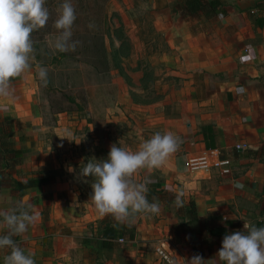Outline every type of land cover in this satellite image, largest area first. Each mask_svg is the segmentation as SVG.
<instances>
[{
	"label": "crops",
	"instance_id": "1",
	"mask_svg": "<svg viewBox=\"0 0 264 264\" xmlns=\"http://www.w3.org/2000/svg\"><path fill=\"white\" fill-rule=\"evenodd\" d=\"M173 1L151 0V9L141 16L131 11L133 0L106 2L96 18L103 23L108 71L84 94L88 116L96 98L102 100L104 131L109 123H129L133 138L124 148L135 151L157 132L179 137L178 150L164 166L141 170L134 179L148 181L149 191L180 196L184 207L193 203L201 225L159 202L157 215L139 214L131 223L113 219L117 230L129 224L134 238L103 248L98 234L106 215L97 213L92 189L81 188L68 156L77 123L65 114H55V124L43 123L30 59V69L11 81L12 99L0 98V119L12 121L10 136L23 151L11 177L48 180L22 190L0 187V211L27 198L38 214L23 236L13 237L25 254H33L35 264H167L155 253L162 241L173 264H187L194 255L205 264H224L216 256L226 234L243 231L244 223L264 227V10L257 8L258 0H233L224 16L192 20L171 14ZM114 15L122 29L118 38H106L105 21ZM148 89L155 97L139 101ZM86 125L92 130V123ZM211 150L231 159V173H189L188 159ZM208 227H224L227 233ZM5 234L0 226V235ZM9 253L0 249V264Z\"/></svg>",
	"mask_w": 264,
	"mask_h": 264
},
{
	"label": "clouds",
	"instance_id": "2",
	"mask_svg": "<svg viewBox=\"0 0 264 264\" xmlns=\"http://www.w3.org/2000/svg\"><path fill=\"white\" fill-rule=\"evenodd\" d=\"M45 3L46 0H0V98L12 99L11 81L31 67L34 51L31 35L44 28L50 18ZM57 13L54 27L58 35L54 48L62 53L75 51L80 42L72 39L77 17L71 0H63ZM38 76L47 82L45 68L38 69ZM179 146V137L172 132H157L135 151L112 144L106 159L91 158L79 175L85 183L88 182L86 178H92L90 201L97 213L110 215L117 222L128 221L139 214L157 215L159 202L155 198L149 202L147 198L148 181L136 182L134 177L141 170L152 171L164 166ZM69 171L74 169L69 168ZM236 187L243 188V185L238 183ZM175 203L183 206L180 196ZM30 208L24 198L11 210L0 211V226L7 229V234L0 235V249H10L4 256V264H35L33 254H25L13 239L23 236L38 220V214ZM216 257L224 264H264V227L244 223L243 231L226 234ZM187 264H205V260L194 255Z\"/></svg>",
	"mask_w": 264,
	"mask_h": 264
},
{
	"label": "rangeland",
	"instance_id": "3",
	"mask_svg": "<svg viewBox=\"0 0 264 264\" xmlns=\"http://www.w3.org/2000/svg\"><path fill=\"white\" fill-rule=\"evenodd\" d=\"M108 1L109 0H71L75 8V13L76 15L78 14V20H75L72 29L75 33L72 39L80 42L75 51L62 53L54 48V43L58 35V31L54 27V22L58 15L57 9L63 3V0H46L45 7L49 10L50 18L44 28L39 31H34L31 35L34 45L31 61L36 67V101L40 106L39 109L41 114L46 117V122L55 124V118L52 114H54V112H59L56 114H65L67 118L69 117L71 122L77 123L73 134V147L69 151L68 156H70L71 163L75 161L73 168L78 173H80V169L83 168L91 158L94 157L97 160L106 159L112 144H117L122 147V145L131 143L133 138L132 129L127 121V123L122 122V124H120V121H117V123H109L106 127L108 130H103V121L99 120L100 117L103 118V106L101 104L102 100L99 98H96L92 103V115L88 116L90 106L84 94L85 88H89L91 85H100V82H93L92 79L94 77L89 75L90 72H94V66L90 61L96 58L92 57V55L98 57L100 54L102 58V53H96L95 51L102 49L101 43H105L104 33L101 31L103 23H99L96 16L99 13H103L106 2ZM150 1L151 0H133L131 11L141 16L142 13H146L151 9ZM225 1L230 5V2L233 0ZM171 8L175 10V13L171 14H183L182 5L179 0L173 1ZM194 19L197 18H193L192 20ZM118 21L120 20L117 19L116 15L110 18L109 23L105 21L107 26L106 38H108L110 34H115L114 38H118L117 31L122 29L118 27ZM149 22L148 19L144 20L146 26ZM90 24L93 25V27H89ZM36 41H39V43L36 44ZM125 47L126 46L123 47V51L126 50ZM76 54H78L79 60L82 62L76 63L74 59H71V57L76 56ZM35 55L37 57H35ZM39 55L42 57L40 59L42 63L41 67L47 70L46 83L41 81L38 76ZM100 57H98V59ZM103 64L105 65L104 61ZM75 68H77V70H75ZM72 73L75 74L70 80V75ZM89 77L92 78L90 79ZM95 95L97 96L98 92H95ZM154 97L155 94H153L151 89H148L144 94L138 96L141 102L149 101ZM108 102L110 105L111 102H113L110 108L115 105V99ZM90 121H92L93 124L92 130L86 125L90 123ZM76 142L80 143L77 144ZM0 172H6V170L3 169V163L1 161ZM88 178L89 180H87V183L83 182L80 176L77 180L79 183L81 182V188H84L86 191L87 189H92V178Z\"/></svg>",
	"mask_w": 264,
	"mask_h": 264
},
{
	"label": "trees",
	"instance_id": "4",
	"mask_svg": "<svg viewBox=\"0 0 264 264\" xmlns=\"http://www.w3.org/2000/svg\"><path fill=\"white\" fill-rule=\"evenodd\" d=\"M180 4L182 5L183 15L185 18H197L200 16H204L208 19H213L218 16H224L228 13V9L230 5L225 0H179ZM257 8L259 10H264V0L257 3ZM78 20V17L76 18ZM75 33L73 32V35ZM39 41H36L38 44ZM34 47V45H33ZM101 48L95 51L96 53H102V58L100 54L98 57L92 55V57H96L95 59H91V63L94 66V72L89 75L95 77L93 78V82H100L99 79L102 75H104L108 71V67L106 66L105 62V48L104 44L101 43ZM56 50V49H55ZM82 57L83 54L81 53ZM35 57H37L35 55ZM34 57V58H35ZM42 57L39 55V67L42 66L41 59ZM69 59V58H68ZM71 59H74V62H82L79 60L78 54L76 56H72ZM103 61L105 65L103 64ZM77 70V68H75ZM75 73L70 75V80ZM87 75V76H89ZM98 84V83H97ZM99 85V84H98ZM40 108V106H39ZM42 109V108H41ZM59 112H54L53 116ZM42 115V114H41ZM43 123L52 125V123L46 122V117L42 115ZM99 120L102 121L100 117ZM92 123V121H90ZM54 124V123H53ZM13 125L12 121L9 119H0V161L3 163V169L6 172H0V187L2 186H11L13 185L16 189L22 190L27 188H32L36 186H40L42 184L47 183V178H39V179H27L25 181H16L14 180L11 175L15 172L16 166L21 164L23 160V151L15 148V143L11 138ZM147 198L149 202H153V198H155L158 202H164L167 204H171L174 206L176 213L180 216L183 215L189 222L197 223L198 226L201 221L197 218L195 213V207L193 203H189L187 207H178L175 203L176 196L171 195L167 192L163 191H156L152 190L147 193ZM113 218L110 215H106L104 220L102 221L101 231L99 232L98 236L101 239V246L103 248H116L119 239H129L132 240L134 238V231L129 224H123L122 227L117 230L111 225ZM207 220H204V228H207ZM203 222V221H202ZM209 229V227H208ZM215 232L226 234V230L221 227L215 229H209V232Z\"/></svg>",
	"mask_w": 264,
	"mask_h": 264
},
{
	"label": "built area",
	"instance_id": "5",
	"mask_svg": "<svg viewBox=\"0 0 264 264\" xmlns=\"http://www.w3.org/2000/svg\"><path fill=\"white\" fill-rule=\"evenodd\" d=\"M236 148H239V146L236 145ZM186 168L189 173H206L217 170L221 175H228L231 173L232 161L229 158L220 157V153L217 150H211L197 157L189 158L186 163ZM123 241V239H119V242ZM155 253L159 260L167 264L174 263L169 246L166 242H159L155 248Z\"/></svg>",
	"mask_w": 264,
	"mask_h": 264
},
{
	"label": "water",
	"instance_id": "6",
	"mask_svg": "<svg viewBox=\"0 0 264 264\" xmlns=\"http://www.w3.org/2000/svg\"><path fill=\"white\" fill-rule=\"evenodd\" d=\"M172 12H173V13H175V11H174V10H172ZM135 217H136V216H135ZM135 217L131 218V219H130V220H128L127 222H128V223H131Z\"/></svg>",
	"mask_w": 264,
	"mask_h": 264
}]
</instances>
